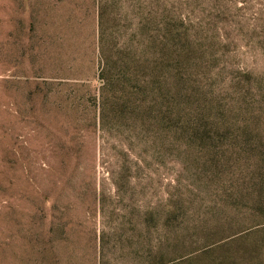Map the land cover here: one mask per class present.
<instances>
[{
  "label": "rangeland",
  "instance_id": "1",
  "mask_svg": "<svg viewBox=\"0 0 264 264\" xmlns=\"http://www.w3.org/2000/svg\"><path fill=\"white\" fill-rule=\"evenodd\" d=\"M0 264H264V0H0Z\"/></svg>",
  "mask_w": 264,
  "mask_h": 264
},
{
  "label": "trees",
  "instance_id": "2",
  "mask_svg": "<svg viewBox=\"0 0 264 264\" xmlns=\"http://www.w3.org/2000/svg\"><path fill=\"white\" fill-rule=\"evenodd\" d=\"M101 33H102V26H101ZM100 45H101V49L104 47V45H103V41H102V36H101V41H100Z\"/></svg>",
  "mask_w": 264,
  "mask_h": 264
}]
</instances>
